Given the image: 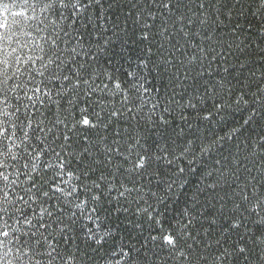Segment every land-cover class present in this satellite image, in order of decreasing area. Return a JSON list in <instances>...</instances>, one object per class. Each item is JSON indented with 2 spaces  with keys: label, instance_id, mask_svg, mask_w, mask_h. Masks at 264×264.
<instances>
[{
  "label": "snow or ice",
  "instance_id": "1",
  "mask_svg": "<svg viewBox=\"0 0 264 264\" xmlns=\"http://www.w3.org/2000/svg\"><path fill=\"white\" fill-rule=\"evenodd\" d=\"M0 264H264V0H0Z\"/></svg>",
  "mask_w": 264,
  "mask_h": 264
}]
</instances>
